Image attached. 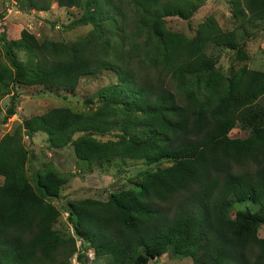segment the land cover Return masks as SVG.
<instances>
[{
	"label": "trees",
	"instance_id": "1",
	"mask_svg": "<svg viewBox=\"0 0 264 264\" xmlns=\"http://www.w3.org/2000/svg\"><path fill=\"white\" fill-rule=\"evenodd\" d=\"M15 1L20 9L38 10L51 2ZM55 2L80 7L70 23H89V34L69 43L37 41L26 29L9 39L2 28L6 62L0 59V94L10 92L5 116L15 112L19 84L73 88L79 76L110 68L117 81L97 90L94 108L47 109L23 118L22 133L30 138L43 131L47 146L69 143L77 159L101 167L115 158L173 160L106 199L69 200L73 234L95 255L108 254L119 264H147L168 247L190 256L192 264H264V236L257 235L264 223V121L258 102L264 71L241 66L225 76L207 52L230 49L237 59H247L235 32H222L210 17L190 39L165 26L166 16L188 20L199 0ZM230 3L234 17L248 24L264 21V0ZM238 121L252 127L251 133L229 136ZM108 133L113 137L100 138ZM31 155L17 132L0 137V264H70L74 237L52 227L59 211L51 199L65 178L49 165L34 168ZM236 202L256 208H237L230 217L227 209Z\"/></svg>",
	"mask_w": 264,
	"mask_h": 264
},
{
	"label": "rangeland",
	"instance_id": "2",
	"mask_svg": "<svg viewBox=\"0 0 264 264\" xmlns=\"http://www.w3.org/2000/svg\"><path fill=\"white\" fill-rule=\"evenodd\" d=\"M47 9H20L15 0H0V32L3 28L7 38L17 39L21 29L31 32L37 41L50 39L61 42H72L88 36L89 23L72 24L81 9L78 6H60L55 0H50ZM201 4L195 9L188 20L177 16H166L165 26L174 33L183 34L190 39L195 36L198 26L207 18H213L222 32H235V42L247 55V59L239 60L230 49L208 47L207 52L216 57V71L225 75L229 69L246 66L249 70L264 71V21L248 24L231 14L230 0H199ZM0 40V59L6 62ZM17 56L25 62L24 52L15 48ZM117 81L115 72L110 68L83 74L78 77L73 88L63 85L48 84H19L16 86L15 112L5 116L4 109L8 104L9 93L0 94V137L4 133L17 132L23 148L32 152L31 165L42 169L49 165L58 171L65 182L59 193L51 199L59 214L52 227L61 235L74 237L75 251L69 257L70 264H119L113 262L111 256L95 255L85 240L73 234V228L67 218V202L84 197L106 199L110 192L119 188L132 187L136 179L141 178L146 171H154L173 162L164 157L157 161L144 158H115L102 167L95 163L86 164L76 158L72 145L62 147L47 146L46 134L37 130L28 138L22 133L21 120L34 114H40L53 107H66L71 111L92 109L98 104L97 90L107 84ZM9 90V89H8ZM1 91V90H0ZM2 92V91H1ZM262 108L261 120L264 121V97L258 101ZM252 127L237 122L228 135L244 137L251 133ZM77 133H74L75 136ZM113 137L111 133L100 137ZM31 171L27 168L26 174ZM2 175L0 174V182ZM248 207L254 210L256 206L245 202H236L227 209L228 216H234L237 208ZM257 235L264 236V223L257 229ZM77 254H83L77 259ZM125 264H134L131 260ZM147 264H192L190 256L176 253L168 247L158 257L147 260Z\"/></svg>",
	"mask_w": 264,
	"mask_h": 264
}]
</instances>
